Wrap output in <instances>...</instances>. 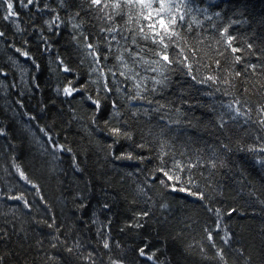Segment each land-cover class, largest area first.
I'll return each instance as SVG.
<instances>
[{"label":"trees","instance_id":"16d2710c","mask_svg":"<svg viewBox=\"0 0 264 264\" xmlns=\"http://www.w3.org/2000/svg\"><path fill=\"white\" fill-rule=\"evenodd\" d=\"M160 2L0 10V264H264V0Z\"/></svg>","mask_w":264,"mask_h":264},{"label":"snow or ice","instance_id":"6c2138e0","mask_svg":"<svg viewBox=\"0 0 264 264\" xmlns=\"http://www.w3.org/2000/svg\"><path fill=\"white\" fill-rule=\"evenodd\" d=\"M33 2V0H27V3L24 4L25 7H27L28 4H31ZM129 2L131 4H133V6L135 4H139L141 5L142 7L144 8H152V3H151V0H129ZM22 3H23V0H22ZM91 3L93 5H100L102 3V0H91ZM4 4H6L7 6V14L4 15L3 19L5 20H8L9 18H12L16 15L15 11H14V6H13V3H12V0H0V10L3 9V6ZM167 7V4L164 2V0H161V2L159 3L158 5V9H157V13H158V16H159V20L157 22H154L153 24L150 25V27L153 29L154 31V35H157V36H160L161 35V32H155V29L157 27V23L160 27V29L162 31H167L171 25V23L173 21L169 20V21H165V19L163 18L162 15H160V13L163 12V10ZM147 19H151V14H149L148 17H146ZM17 30H19V28H17ZM3 33H0V36H2ZM156 43H160L161 41H154ZM89 47H92L91 45H89ZM233 51H237L236 49H233ZM22 55H26V53H21ZM162 59L165 61V62H171L170 59H169V56L167 54H163L162 55ZM65 72L69 71V69L67 67H65L64 69ZM208 79H213L212 77H209ZM75 91H79V89H76V88H73L71 86V84H69L68 86L64 87L63 88V94L65 96H72L73 93ZM93 103L97 104V107H99V104L97 101H93ZM120 130L119 129H113V133L114 134H119ZM128 158H131V157H128ZM165 176L168 177V179L170 180H176L178 182L179 178L178 177H173V176H170L168 173H164ZM21 176L22 178L23 177V173H21ZM163 182V181H162ZM33 187H35V185H33ZM173 191H185L184 188H179V189H173ZM190 195H192L193 193L189 192ZM202 198V197H201ZM16 199H20L19 197H17ZM209 239H213V237L211 235H209ZM105 247H108L107 243L104 245ZM144 254V251L143 249H141V255ZM149 260L152 259L151 256L148 257Z\"/></svg>","mask_w":264,"mask_h":264}]
</instances>
